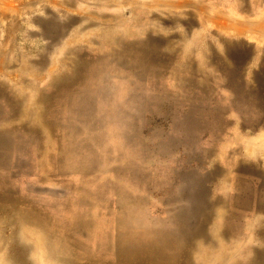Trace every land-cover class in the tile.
<instances>
[{
    "label": "rangeland",
    "instance_id": "obj_1",
    "mask_svg": "<svg viewBox=\"0 0 264 264\" xmlns=\"http://www.w3.org/2000/svg\"><path fill=\"white\" fill-rule=\"evenodd\" d=\"M263 70L264 0H0L4 232L33 262L251 264Z\"/></svg>",
    "mask_w": 264,
    "mask_h": 264
},
{
    "label": "bare ground",
    "instance_id": "obj_2",
    "mask_svg": "<svg viewBox=\"0 0 264 264\" xmlns=\"http://www.w3.org/2000/svg\"><path fill=\"white\" fill-rule=\"evenodd\" d=\"M187 1V0H186ZM189 1V0H188ZM90 2V1H89ZM101 2V1H100ZM99 2V3H100ZM161 2H162V0H161ZM168 2V1H167ZM175 2V1H174ZM182 2V1H181ZM192 2V1H191ZM98 3V2H97ZM171 3V2H170ZM67 4V3H66ZM71 4V3H70ZM114 4V3H113ZM261 4V3H260ZM185 5V4H184ZM197 5V4H196ZM190 6V5H189ZM192 6V5H191ZM175 7V6H174ZM187 8V7H186ZM160 9V8H159ZM185 9V8H184ZM201 9V8H200ZM206 9V8H205ZM204 9V10H205ZM157 10V9H156ZM161 10V9H160ZM159 10V11H160ZM210 10V9H209ZM193 11V10H192ZM100 12V11H99ZM196 12H197V10H196ZM199 12V11H198ZM171 13V12H170ZM174 13V12H173ZM200 13V12H199ZM129 14V13H128ZM221 14V13H220ZM186 15H187V12H186ZM198 15V14H197ZM222 15V14H221ZM159 16V15H158ZM127 18V17H126ZM232 19V18H231ZM263 19V18H262ZM152 22H153V20H152ZM168 22V21H167ZM172 22V21H171ZM87 23V22H86ZM181 23V22H180ZM72 24V23H71ZM192 24V23H191ZM67 25V24H66ZM162 25V24H161ZM160 25V26H161ZM165 25V24H164ZM182 25V24H181ZM186 25V24H185ZM189 25V24H188ZM193 25V24H192ZM222 25H223V23H222ZM263 25V24H262ZM179 26V25H178ZM258 26H260V25H257L256 27H258ZM84 27V26H83ZM159 27V26H158ZM80 28V27H79ZM181 28V27H180ZM185 28V27H184ZM223 28V27H222ZM259 28V27H258ZM228 29V28H227ZM153 30V29H152ZM151 30V31H152ZM180 30V29H179ZM163 31H165V30H163ZM171 32V31H170ZM181 32V31H180ZM157 34V33H156ZM176 34V33H175ZM159 35V34H158ZM155 37V36H154ZM162 37V36H161ZM171 37H172V35H171ZM236 37V36H235ZM175 38V37H174ZM177 38V37H176ZM240 38V37H239ZM77 40V39H76ZM120 40V39H119ZM225 40V39H224ZM153 41V40H152ZM137 42V41H136ZM144 43V42H143ZM131 44H132V42H131ZM207 44V43H206ZM146 45V44H145ZM122 46V45H121ZM151 46V45H150ZM175 48H177L178 49V47H175ZM151 49H153V48H151ZM106 50V49H105ZM147 50V49H146ZM188 50V49H187ZM180 51V50H179ZM186 51V50H185ZM190 51V50H189ZM71 52V51H70ZM83 52V51H82ZM178 52V51H177ZM182 52V51H181ZM248 52V51H247ZM117 53V52H116ZM80 54V53H79ZM119 54V53H118ZM173 54V53H172ZM177 54V53H176ZM192 54V53H191ZM107 55V54H106ZM171 55V54H170ZM202 55V54H201ZM80 56V55H79ZM117 56V55H116ZM69 57V56H68ZM96 59H98V58H96ZM201 59V58H200ZM94 60V59H93ZM95 61V60H94ZM94 61H92V63L94 62ZM186 61V60H185ZM184 61V62H185ZM189 61H191V60H189ZM188 65V64H187ZM96 66V65H95ZM192 66V65H191ZM71 68H73V67H71ZM78 68V67H77ZM264 71V70H263ZM83 72V71H82ZM76 73V72H75ZM75 73H73V74H75ZM78 73V72H77ZM92 73V72H91ZM39 75V74H38ZM68 75V74H67ZM91 77V76H90ZM174 77V76H173ZM257 79V78H256ZM230 86V85H229ZM77 87V86H76ZM260 87V86H259ZM235 88V87H234ZM79 89V88H78ZM77 89V90H78ZM83 90V89H82ZM85 90V89H84ZM80 92V91H79ZM77 93V92H76ZM27 117V116H26ZM21 118V117H20ZM24 121V120H23ZM211 138H213V137H211ZM254 145H255V143H254ZM1 146V145H0ZM252 147V146H251ZM215 149V148H214ZM238 151V150H237ZM236 151V152H237ZM4 157V156H3ZM6 159V158H5ZM239 167V166H238ZM237 167V168H238ZM236 168V167H235ZM256 168H258V167H256ZM261 170V169H260ZM259 170V171H260ZM237 171H239L238 169H237ZM237 173V172H236ZM263 173V172H262ZM235 174V173H234ZM239 175V174H238ZM259 175H261V174H259ZM259 178V177H258ZM3 180V179H2ZM233 180V179H232ZM233 181H235V180H233ZM234 184V183H233ZM236 185V184H235ZM241 185V184H240ZM247 185H248V182H247ZM246 185V186H247ZM1 186V185H0ZM245 188V187H244ZM1 190V189H0ZM241 190V189H240ZM4 191V190H3ZM15 191V190H14ZM13 192V191H12ZM262 199V198H261ZM257 200V199H256ZM217 201V200H216ZM236 201V200H235ZM233 202V201H232ZM238 203H239V201H238ZM235 204V203H234ZM263 206V205H262ZM255 207V206H254ZM48 209V208H47ZM232 209V208H231ZM229 210V209H228ZM235 210V209H234ZM10 211H9V209L8 208H6L5 206H3V205H1L0 204V264H65V263H72V260H64V259H62V260H58V259H56L55 261H53V260H51L52 258H51V256H50V254H48L47 252L46 253H44V254H37L36 255V260L37 261H35L34 260V262H33V260H32V258L30 259L29 258V256H28V253H27V251H28V248L30 247V245H29V243H28V240H30L31 239V237L33 236L31 233H21V235H20V237H18V235H16L15 233H10V234H6L5 232H4V225H8L9 223H10V213H9ZM207 216V215H206ZM226 216H228V215H226ZM50 217V216H49ZM208 217V216H207ZM54 218V217H53ZM73 218V217H72ZM49 219V218H48ZM82 219V218H81ZM225 219V218H224ZM43 220V219H42ZM45 220H46V217H45ZM86 220H88V219H86ZM208 221V220H207ZM211 221V220H210ZM51 222V221H50ZM212 222H213V220H212ZM45 224H47V223H45ZM212 224V223H211ZM77 225V224H76ZM86 225V224H85ZM20 226V225H19ZM47 226H48V224H47ZM207 226V225H206ZM84 227V226H83ZM97 227V226H96ZM85 228V227H84ZM95 228V227H94ZM191 228V227H190ZM193 228V227H192ZM6 229V228H5ZM63 229V228H62ZM66 229V228H65ZM64 230V229H63ZM98 230V229H97ZM108 230V229H107ZM20 231V230H19ZM87 231V230H86ZM89 231V230H88ZM99 231V230H98ZM200 231V230H199ZM7 232V231H6ZM11 232V231H10ZM68 232H69V230H68ZM95 232H97V231H95ZM177 232V231H176ZM206 232H207V230H206ZM253 232V231H252ZM9 233V232H8ZM174 233V232H173ZM208 233H210V232H208ZM95 234V233H94ZM94 234H92V235H94ZM118 234V233H117ZM131 234V233H130ZM151 234V233H150ZM165 234V233H164ZM58 235V234H57ZM88 235H90V234H88ZM114 235V234H113ZM134 235V234H133ZM137 235H138V233H137ZM143 235V234H142ZM155 235V234H154ZM167 235V234H166ZM168 235H170V234H168ZM202 236H203V234H201ZM200 235V233H195L194 234V236H195V238H197V237H199V236H201ZM229 235V234H228ZM238 235H240V234H238ZM102 236V235H101ZM118 236H119V234H118ZM147 236V235H146ZM162 236V235H161ZM105 237H107V236H105ZM110 237V236H109ZM158 237H160V236H158ZM168 237V236H167ZM61 238V237H60ZM85 238V237H84ZM124 238H125V236H124ZM233 238V237H232ZM37 238L35 237V240H36ZM55 239V238H54ZM54 239H52V240H54ZM158 239V238H157ZM180 239V238H179ZM250 239V238H249ZM35 240H31V241H35ZM56 240V239H55ZM80 240V239H79ZM110 240V239H109ZM113 240V239H112ZM111 240V241H112ZM118 240V239H117ZM155 240V239H154ZM162 240V239H161ZM173 240H175V239H173ZM245 240V239H244ZM99 241V240H98ZM157 241V240H156ZM176 241V240H175ZM188 241V240H187ZM204 241V240H203ZM239 241V240H238ZM55 242V241H54ZM100 242V241H99ZM115 242V241H114ZM120 242V241H119ZM118 242V243H119ZM146 242V241H145ZM152 242V241H151ZM174 242V241H173ZM180 242V241H179ZM182 242V241H181ZM196 242V241H195ZM216 242V241H215ZM90 243V242H89ZM109 243V242H108ZM158 243V242H157ZM191 243V242H190ZM204 243V242H203ZM244 243V242H243ZM41 244H42V242H41V240H40V237H39V241H35V248L37 249V250H34V251H36V252H38V253H40L41 251H40V247H41ZM79 244H80V242H79ZM105 244H106V242H105ZM80 245H83V244H80ZM110 245V244H109ZM148 245V244H147ZM250 245V244H249ZM252 245V244H251ZM150 246V245H149ZM165 246H166V244H165ZM172 245H170V247H171ZM175 246V245H174ZM260 246V245H259ZM99 247V246H98ZM108 247V246H107ZM106 247V248H107ZM162 247V246H161ZM79 248H80V246H79ZM92 248V247H91ZM127 248V247H126ZM148 248V247H147ZM154 248V247H153ZM166 248H167V246H166ZM171 248H173V247H171ZM83 249V248H82ZM105 248H103V250H104ZM109 249V248H108ZM146 249V248H145ZM159 249V248H158ZM164 249V248H163ZM176 249V248H175ZM241 249H242V247H241ZM110 250V249H109ZM156 250H157V248H156ZM165 251H166V249H164ZM97 251V250H96ZM100 251V250H99ZM160 251V250H159ZM171 251V250H170ZM98 252V251H97ZM108 252V251H107ZM110 252V251H109ZM172 252H174V251H172ZM242 252V251H241ZM93 253V252H92ZM148 253V255H149V257H150V259H148V256H147V254H145L143 251H140V250H136V252L133 254V256L131 257V258H128V259H126L124 262H123V264H162L161 262H160V256H162L161 255V253H155V252H147ZM167 253V252H166ZM240 252H238V254H239ZM90 254V253H89ZM94 254H96V253H94ZM168 254V253H167ZM242 254V253H241ZM73 255H74V253H73ZM91 255V254H90ZM209 255V257H208V261H206L204 264H219V262L221 261V254L219 255V257H217V256H212V257H210V254H208ZM97 256V255H96ZM101 256V255H100ZM167 256H169V255H167ZM70 257V256H69ZM68 257V258H69ZM79 257H81V256H79ZM84 257V256H83ZM82 257V258H83ZM88 257V256H87ZM98 257V256H97ZM104 257V256H103ZM71 258V257H70ZM259 258V259H258ZM258 258H256V259H252V261H251V264H264V253L262 254V255H259L258 256ZM78 260V259H77ZM53 262H55V263H53ZM200 263V262H199ZM234 263V262H233ZM168 264H192V262H191V259L189 258V259H186L184 256L180 259H178V260H173V261H171L170 263H168ZM231 264V263H230ZM248 264V263H247ZM250 264V263H249Z\"/></svg>",
    "mask_w": 264,
    "mask_h": 264
},
{
    "label": "crops",
    "instance_id": "obj_3",
    "mask_svg": "<svg viewBox=\"0 0 264 264\" xmlns=\"http://www.w3.org/2000/svg\"><path fill=\"white\" fill-rule=\"evenodd\" d=\"M12 41V40H11Z\"/></svg>",
    "mask_w": 264,
    "mask_h": 264
}]
</instances>
